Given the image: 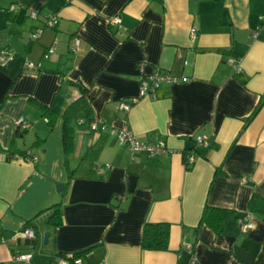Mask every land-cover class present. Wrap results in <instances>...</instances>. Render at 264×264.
<instances>
[{
	"label": "crops",
	"instance_id": "crops-1",
	"mask_svg": "<svg viewBox=\"0 0 264 264\" xmlns=\"http://www.w3.org/2000/svg\"><path fill=\"white\" fill-rule=\"evenodd\" d=\"M1 52L0 264L76 252L83 264H264V213L249 208L264 199V0H0ZM157 72L175 81L139 96ZM124 128L166 150L132 152ZM205 204L231 211L219 233L198 225ZM159 222L167 249H142L144 224Z\"/></svg>",
	"mask_w": 264,
	"mask_h": 264
},
{
	"label": "built area",
	"instance_id": "built-area-1",
	"mask_svg": "<svg viewBox=\"0 0 264 264\" xmlns=\"http://www.w3.org/2000/svg\"><path fill=\"white\" fill-rule=\"evenodd\" d=\"M32 17H36V13H32L31 14ZM119 21L118 18H114L110 21V24H117ZM45 25L48 27H54L57 23V18L54 14H48L45 16ZM41 30L40 29H36L33 33L30 34V38L32 40H35L38 38V36L40 35ZM190 34H191V38L194 37L195 35V28H191L190 30ZM51 49L48 50V52H50ZM48 52L45 53L44 57H48ZM3 52H1V57L0 59H3ZM25 65L27 67H35V64L29 61L25 62ZM161 80H167V81H175V78H173L170 75L167 74H162V73H155L153 74L148 80L143 79L141 82V86H140V91H139V96H144L146 94L149 93V90H152L154 87L158 86V83ZM136 101V98H131L128 101H121L119 104V108L127 111L129 110L130 106L132 103H134ZM78 124H82L84 122V119H76L75 121ZM29 126V124L24 120V119H18L16 122V127L17 128H23V129H27ZM106 125L105 124H98L97 122H90V128L93 131L99 130H105L106 129ZM116 133V132H115ZM116 139L117 142L119 144L122 145H126L129 150H131L132 152L135 151H144L146 152L148 155H157L160 154L162 152H164L166 150V146L165 143L163 141H159L156 142L154 144H147L144 142H141L139 140H137L135 138V136L131 133V131L128 128H124L123 130H121L120 132H117L116 134ZM195 142L197 145H202V146H207L208 145V141L207 138L204 136H197L195 138ZM195 161V155L192 152H188L183 154V164L185 166V168H189L191 167V165L194 163ZM50 211H46L41 215V218H45L49 215ZM238 225L239 228L241 229V231H246L248 228L252 227V222L249 218V215L244 217V218H240L238 219ZM22 237L32 240L35 238V233L33 229H28L26 228L25 230L22 231ZM184 247L186 248H190L189 245L187 244H183ZM31 258V254L29 253H23V254H17L15 256V259L18 261H22L25 263H28L30 261ZM59 262L60 264H83V261L81 259L80 256H75L74 254H66L62 257L59 258ZM188 264H194V257H191V260Z\"/></svg>",
	"mask_w": 264,
	"mask_h": 264
},
{
	"label": "trees",
	"instance_id": "trees-1",
	"mask_svg": "<svg viewBox=\"0 0 264 264\" xmlns=\"http://www.w3.org/2000/svg\"><path fill=\"white\" fill-rule=\"evenodd\" d=\"M260 104V103H259ZM53 116H48L47 122L51 124V119ZM67 127V126H66ZM66 149L69 150L72 144V137L69 136L65 139ZM188 153L185 151L183 154ZM190 168V167H189ZM188 168V169H189ZM249 208L251 211H259L264 213V199L259 197L257 194H253L249 201ZM50 211L48 217L49 225L57 226L61 224L60 211L57 206L50 207L47 209ZM231 211L226 209H219L205 204L201 218L199 220V226L204 224L210 229L219 233ZM30 227V221H27L24 225L23 230ZM34 233L36 234L35 230ZM169 236V224L164 222L159 223H145L143 227V233L141 238V248L145 250H165L167 249ZM31 243H35V238L31 240ZM63 254H59V256ZM75 256H79V253H74Z\"/></svg>",
	"mask_w": 264,
	"mask_h": 264
},
{
	"label": "water",
	"instance_id": "water-1",
	"mask_svg": "<svg viewBox=\"0 0 264 264\" xmlns=\"http://www.w3.org/2000/svg\"><path fill=\"white\" fill-rule=\"evenodd\" d=\"M57 188H58V190H60L61 189V184H58ZM48 234H49L48 232H45L44 235H43L44 243H46L47 240H48Z\"/></svg>",
	"mask_w": 264,
	"mask_h": 264
}]
</instances>
